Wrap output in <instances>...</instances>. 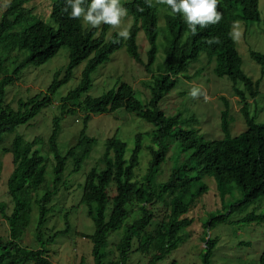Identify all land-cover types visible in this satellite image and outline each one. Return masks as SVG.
<instances>
[{"label":"trees","instance_id":"trees-1","mask_svg":"<svg viewBox=\"0 0 264 264\" xmlns=\"http://www.w3.org/2000/svg\"><path fill=\"white\" fill-rule=\"evenodd\" d=\"M29 1L11 0L0 16V145L6 134H13L18 127L28 125L51 106L55 94L70 82L74 70L84 62L86 65L79 85L62 97L61 102L63 113L75 114L80 110L86 112L87 116L77 143L65 154L58 145L60 119L56 117L53 120V130L46 143L48 155L53 156V187L39 198L36 196L46 183L50 160L37 148L44 142L43 138L36 137L28 141L24 136L16 135L10 148H3L6 153L12 154L14 166L7 181L13 209L8 213L4 206L0 208L9 228V238L4 240L0 237V264H51L46 255V245L67 233L69 222L66 216V229L55 232L45 240L42 228L50 212L48 205L58 191L68 160L73 161V171H79L96 144V139L87 134L92 115L123 110L156 127L148 133L152 136V144L147 146L152 159L142 182L136 181L135 176L143 149V133L135 135V147L128 158L126 142L117 135L107 139L101 158L103 169L93 167L86 176L81 204L88 207V216L94 223L95 231L82 236L89 238L93 244L94 264H127L135 240L138 250L143 253L153 251L148 264H158L168 257L179 247L181 232L193 224V219L187 214L194 208L196 200L208 190L206 185H202L192 192L191 186L203 176L214 178L223 195L229 184H235L243 196L237 203L225 208L224 213L213 215L205 223V229L229 223L235 211L264 197V122H257L250 114L248 101V96H257L260 80L254 81L245 74L243 58L235 39L230 36L233 23L238 20L261 22L259 0H218L217 10L223 17L221 21L206 28L197 26L196 33L188 29L182 15L172 14L169 7L170 14L164 16L165 23L161 26L160 9L154 0H151L152 7H148L145 0H120L127 9V15L133 19L126 40L116 32L108 37L112 28L108 25L85 28L82 19H70L62 11L65 0H52L47 21L33 13L34 9L27 6ZM139 8H143V11H139ZM141 31L149 43L146 61L141 57L137 44ZM161 37L165 59L157 65ZM216 37L221 41L219 44L206 43L208 39ZM63 47L69 49V63L64 76L60 78L61 72H57L46 92H40L26 101L20 100L17 110L6 104V88L15 84L29 65H44ZM123 47L132 59L144 66L153 79L148 87L151 97L145 103L136 97L135 89L126 82L117 84L100 97L89 95L93 86L92 75ZM17 52L22 53L19 55ZM201 54H205L209 62L214 61L215 76L227 77L233 83L234 94L243 104L241 113L246 129L239 134L232 135L230 104L226 98H222L225 109L221 113L224 138L219 140L204 139L197 130L189 127L192 118L167 115L160 107L163 98L176 87L180 76L190 79L187 76L189 67L198 61ZM249 54L264 69V54L252 49ZM170 142H178L181 151L189 153V157L172 169L165 182L157 183L156 174L166 160ZM1 173L0 165V177ZM112 186L113 190L110 191ZM167 199H170L169 212L160 219L154 208L158 203L167 204ZM33 203L39 209L36 228L39 249L22 245ZM134 204L138 205L139 216L128 223L130 207ZM156 221V228L151 231ZM253 222L264 223V214L251 212L235 223ZM121 229L123 237L117 245L120 258L115 263L108 260L109 236ZM216 244L217 238L207 239L202 264H211ZM259 263L264 264V251ZM80 264H84L83 261Z\"/></svg>","mask_w":264,"mask_h":264},{"label":"rangeland","instance_id":"rangeland-1","mask_svg":"<svg viewBox=\"0 0 264 264\" xmlns=\"http://www.w3.org/2000/svg\"><path fill=\"white\" fill-rule=\"evenodd\" d=\"M10 1L0 0V16ZM123 1L129 2L131 0ZM154 2L160 9L159 22L163 26L165 23L164 16L170 14L169 8L167 5L157 3L156 0ZM51 3L52 0H30L27 6L34 9L33 13L35 15L41 16L44 21H47ZM259 10L261 22L248 23L238 20L233 23L232 32L240 33L239 38H236L235 41L243 58V71L254 81L260 80L257 96L254 98L248 96L249 112L257 122H264V69L249 54L251 49L264 54V0H259ZM237 12L240 13V10L237 9ZM83 24L85 28H91L90 25L84 22ZM132 24L133 19L127 15L123 18L120 28H111L108 37L124 28L129 31ZM137 44L140 48L141 57L146 61L149 43L143 31L137 37ZM159 45L157 65L165 59L162 37L159 40ZM17 53L21 55L22 52ZM68 63L69 49L63 47L54 58L44 65L40 67L29 65L20 74L18 81L6 88V104L17 110L20 100L26 101L40 92H46L57 72H61L60 78L64 76ZM85 65L86 62L74 70L73 78L58 90L51 106L45 108L28 125H22L13 134L4 136L5 140L0 145V165L2 166L0 208L4 206L8 213L12 211L13 203L8 195L7 181L14 166L12 154L6 153L3 148H10L12 139L16 135H22L28 141L36 137L43 138L44 142L38 145L37 148L43 156H47L50 160L47 164L46 183L36 197L43 196L47 189L53 187V156L48 155L46 143L52 133L53 120L56 117L60 119L61 125L58 141L61 152L65 154L70 147L77 143L84 128L87 113L80 110L75 114L63 113L61 98L79 85ZM157 65L154 67V73H156ZM214 66V61L209 62L206 55L201 54L198 61L189 67L187 76L190 79L180 76L176 87L163 98L160 104L161 109L167 115H181L184 119L192 118L193 121L189 127L197 130L206 140L224 138L221 130V113L225 109L222 98H226L230 104L232 135L239 134L246 129V123L241 113L243 104L240 102L239 97L234 94L233 83L227 77L219 78L215 76ZM92 80L93 86L89 92L92 97H100L122 82L129 83L135 89L136 97L142 102H147L151 97L148 88L153 83L151 75L145 71L144 66L138 64L129 56L124 47L116 51L111 56L110 61L97 69L92 75ZM194 87L199 88L201 91V94L195 98L190 95ZM155 128L153 124L123 110L111 114L91 116L87 134L96 139V144L79 171L74 172L73 161L68 160L62 181L58 184V191L48 205L50 212L47 222L42 228L45 240L55 232L66 229V216H68L69 222L67 233L59 235L53 243L46 245V255L51 264H80L82 261L84 264H94L93 244L89 238L82 236L91 235L95 231L94 223L88 216V207L81 204L86 176L93 167L103 169L104 164L101 158L105 151L107 139L117 135L126 142V157L128 158L135 147V135L143 133V149L140 153V164L136 169L135 176L136 181L142 182L152 159L147 149V146L152 144V136L148 133ZM188 157L189 153L182 152L178 142H170L166 160L160 165L156 174V182H165L169 178L172 169L186 161ZM202 185L208 187L207 192L196 200L194 208L187 214V217L193 219V224L181 232L179 247L158 264H202V253L209 238H217L211 264H260L259 258L264 251V223L235 222L251 212L264 214V197L252 205L235 211L231 215L229 223H221L213 229H205V223L213 215H218L219 212L224 213L225 208L237 203L243 196L241 190L235 184H229L226 188V194L223 195L218 190L214 178L209 176H203L199 182L194 183L191 186L192 192H195ZM112 190L113 186L110 191ZM169 201L170 199H167V204L158 203L155 206L154 210L160 219L169 212ZM130 210L128 223L133 222L139 216L138 205L134 204L132 208L130 207ZM110 212L111 206L108 208L107 214L109 215ZM38 219L39 209L33 203L30 223L22 238V245L30 249L40 248L36 241ZM156 224L157 221L150 228L151 231L156 228ZM0 237L4 240L9 238L8 224L1 211ZM122 237L123 229L109 236L107 248L109 261L115 263L119 261L120 254L117 245ZM152 255L153 251L143 253L138 250V242L135 240L127 264H148Z\"/></svg>","mask_w":264,"mask_h":264},{"label":"clouds","instance_id":"clouds-1","mask_svg":"<svg viewBox=\"0 0 264 264\" xmlns=\"http://www.w3.org/2000/svg\"><path fill=\"white\" fill-rule=\"evenodd\" d=\"M159 4L167 5L172 14H180L188 29L196 33L197 26L206 28L221 21L222 13L218 9V0H156ZM148 7H152L151 0H145ZM143 11V8H139ZM70 19L80 20L93 28L101 25H108L112 28H120L122 20L127 16V9L120 0H65V7L62 9ZM129 31L124 28L118 32L123 39L129 38ZM240 33L232 32L230 36L239 38ZM218 37L206 41L208 44H219ZM201 94L199 88H193L190 95L195 98Z\"/></svg>","mask_w":264,"mask_h":264}]
</instances>
